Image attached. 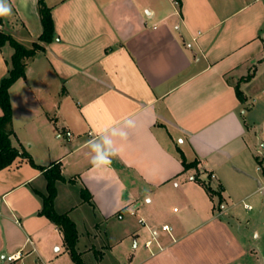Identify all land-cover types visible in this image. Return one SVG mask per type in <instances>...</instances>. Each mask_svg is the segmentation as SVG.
I'll list each match as a JSON object with an SVG mask.
<instances>
[{
  "label": "crops",
  "instance_id": "0c3cea01",
  "mask_svg": "<svg viewBox=\"0 0 264 264\" xmlns=\"http://www.w3.org/2000/svg\"><path fill=\"white\" fill-rule=\"evenodd\" d=\"M38 1L7 0L0 28L38 40ZM45 1L58 39L10 87L12 141L61 164L54 206L85 264H264V0ZM47 183L26 157L0 170V264H76L39 214Z\"/></svg>",
  "mask_w": 264,
  "mask_h": 264
},
{
  "label": "trees",
  "instance_id": "16d2710c",
  "mask_svg": "<svg viewBox=\"0 0 264 264\" xmlns=\"http://www.w3.org/2000/svg\"><path fill=\"white\" fill-rule=\"evenodd\" d=\"M38 10L42 23V33L38 40L32 41L29 45L16 38L13 34L6 32L3 28H0V48L4 47L6 44H10L14 49L11 57L9 73L0 80V106L2 108V113H0V170L10 166L17 158L26 157L32 165L44 172L48 180L47 193L40 194L43 202L39 214L48 217L62 230L64 240L74 262L76 264H85L81 253L76 248L79 233L75 222L67 213H59L54 206L58 192L56 183L58 180L65 179L62 174L61 164L57 162L50 167L37 164L26 150L19 149L12 141L14 129L12 127L13 110L10 97V87L18 79L26 77L29 62L39 53L46 50L45 44L58 39L52 7L49 6L45 0H39ZM0 21H2L1 17ZM251 76L252 74H249L244 79H249ZM236 92L240 100L243 101L244 95L239 85L236 86ZM182 158L185 168L197 165L196 161L187 163L183 154ZM206 188L209 192H213L209 186H206ZM82 196L87 201L91 200V195L85 188L82 189Z\"/></svg>",
  "mask_w": 264,
  "mask_h": 264
},
{
  "label": "clouds",
  "instance_id": "9594fccd",
  "mask_svg": "<svg viewBox=\"0 0 264 264\" xmlns=\"http://www.w3.org/2000/svg\"><path fill=\"white\" fill-rule=\"evenodd\" d=\"M10 14H11V7L7 4V0H0V17L8 16ZM121 138H124V135H122ZM93 140L94 139H91L87 142L92 152L91 163L93 167L99 168V167L110 165L111 158L114 155H116L115 147H113L108 154L101 155L97 152L95 146L93 145Z\"/></svg>",
  "mask_w": 264,
  "mask_h": 264
},
{
  "label": "built area",
  "instance_id": "2783aa9c",
  "mask_svg": "<svg viewBox=\"0 0 264 264\" xmlns=\"http://www.w3.org/2000/svg\"><path fill=\"white\" fill-rule=\"evenodd\" d=\"M212 177H215V175L213 174ZM248 207H250V206H248ZM142 222H143V220H142ZM164 228L167 229V230H172V227L167 225V224L164 225ZM24 256H25V251L23 249H21V250H18L16 252H14V253L6 255L5 256V261L6 262H14V261L20 260V261H22V264H25L24 261H23L24 260Z\"/></svg>",
  "mask_w": 264,
  "mask_h": 264
},
{
  "label": "rangeland",
  "instance_id": "374dc122",
  "mask_svg": "<svg viewBox=\"0 0 264 264\" xmlns=\"http://www.w3.org/2000/svg\"><path fill=\"white\" fill-rule=\"evenodd\" d=\"M60 131L61 132L58 133V134H63L62 130H60ZM65 134H67V133H65ZM104 257H105L106 264H111V260H112L111 253L108 252V251L105 252V256ZM85 259L87 260L88 264H97L95 255H86Z\"/></svg>",
  "mask_w": 264,
  "mask_h": 264
}]
</instances>
